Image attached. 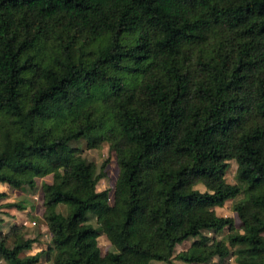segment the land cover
I'll use <instances>...</instances> for the list:
<instances>
[{
	"label": "trees",
	"instance_id": "trees-1",
	"mask_svg": "<svg viewBox=\"0 0 264 264\" xmlns=\"http://www.w3.org/2000/svg\"><path fill=\"white\" fill-rule=\"evenodd\" d=\"M45 177L50 241L11 226L3 264H264V0H0V185Z\"/></svg>",
	"mask_w": 264,
	"mask_h": 264
},
{
	"label": "rangeland",
	"instance_id": "rangeland-1",
	"mask_svg": "<svg viewBox=\"0 0 264 264\" xmlns=\"http://www.w3.org/2000/svg\"><path fill=\"white\" fill-rule=\"evenodd\" d=\"M77 148H82L81 157L88 163H94L99 169L102 163L108 160L106 167V178L101 180L97 185V192L109 189L112 190L115 181L117 178L118 168L116 162L113 158V155L109 152V147L106 143L102 144L100 149L86 150L85 142L80 141L79 143L74 144ZM229 167L226 174V180L230 184H236L235 174L237 165L234 161L228 162ZM50 183L51 177H45L43 179L36 180V188L30 190L28 187L21 188L19 190H14L8 188L6 185H0V192L7 195V198L2 201L3 204L14 203L20 204L24 211H10V216L1 215L0 219V233H7L11 226H23L24 233L26 238H37L39 243H48L50 241L49 234L47 233V228L45 226L42 214V193H41V183ZM196 189L200 192H205V188L201 185L196 186ZM232 204L228 203L223 208H217L215 210L216 214L222 218L232 219L236 229H239L241 223L239 222L237 215L232 211ZM67 207L59 206L57 212L66 216ZM90 224L94 227H97L95 224V219L90 217ZM219 237V236H218ZM98 246L101 250V253L104 254L111 247L105 236H100L97 239ZM191 244V241L185 242L175 249V254L185 251ZM42 246H37L34 248L33 253L40 251ZM0 264H3L0 262ZM154 264H163V263H154Z\"/></svg>",
	"mask_w": 264,
	"mask_h": 264
}]
</instances>
